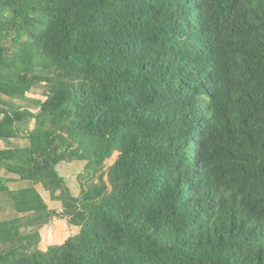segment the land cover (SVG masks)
<instances>
[{"label": "trees", "instance_id": "obj_1", "mask_svg": "<svg viewBox=\"0 0 264 264\" xmlns=\"http://www.w3.org/2000/svg\"><path fill=\"white\" fill-rule=\"evenodd\" d=\"M0 95V264H264V0H0Z\"/></svg>", "mask_w": 264, "mask_h": 264}, {"label": "rangeland", "instance_id": "obj_2", "mask_svg": "<svg viewBox=\"0 0 264 264\" xmlns=\"http://www.w3.org/2000/svg\"><path fill=\"white\" fill-rule=\"evenodd\" d=\"M35 93L36 94H34V95L32 93H29L27 96L29 98L46 100V98L41 95V92L37 91ZM0 97H2V99H3V96L0 95ZM17 143L21 144V145L24 144L23 141H17ZM3 146L4 145L2 143H0V149L4 148ZM117 156H118V154L115 153L112 156V158L107 161L108 165H112L116 161ZM58 170H59V173L66 179L67 184H68L70 190L72 191V193L80 194L81 185H80V181H79V175L84 170L83 163H70V164L64 163L58 167ZM37 189L41 193V195L43 196V198L48 203V205L51 209H57L58 212H61L62 209H61V206H59L60 204L52 202L49 198L50 197L49 193L44 192V190L40 186H38ZM7 216H8V214H7ZM57 222L64 223L66 228L68 229V233H69L68 236H66V238L63 239L62 243H64L66 241V239L69 238L70 236H73L79 232V229L77 227L69 225L66 220L54 218L52 220V222L50 223V225L45 226L44 229L42 230V234H41L42 235V241L40 244L41 249H46L49 245H59V244H48L45 242V234L48 232V230L55 227ZM62 243H60V244H62Z\"/></svg>", "mask_w": 264, "mask_h": 264}, {"label": "crops", "instance_id": "obj_3", "mask_svg": "<svg viewBox=\"0 0 264 264\" xmlns=\"http://www.w3.org/2000/svg\"><path fill=\"white\" fill-rule=\"evenodd\" d=\"M83 168H84V164H83ZM59 171V170H58ZM75 196H78L79 194H74ZM60 204V203H59ZM59 206H61V205H59ZM79 229V228H78ZM79 231H80V229H79ZM60 245V244H59Z\"/></svg>", "mask_w": 264, "mask_h": 264}]
</instances>
